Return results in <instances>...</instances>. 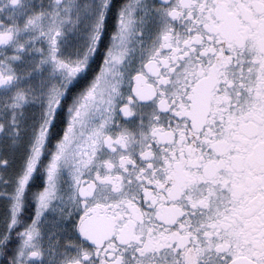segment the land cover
Wrapping results in <instances>:
<instances>
[{
	"label": "snow or ice",
	"instance_id": "obj_1",
	"mask_svg": "<svg viewBox=\"0 0 264 264\" xmlns=\"http://www.w3.org/2000/svg\"><path fill=\"white\" fill-rule=\"evenodd\" d=\"M0 264H264V0H0Z\"/></svg>",
	"mask_w": 264,
	"mask_h": 264
}]
</instances>
